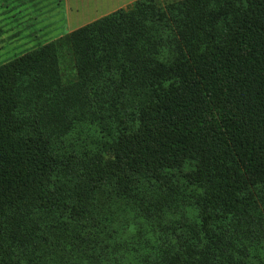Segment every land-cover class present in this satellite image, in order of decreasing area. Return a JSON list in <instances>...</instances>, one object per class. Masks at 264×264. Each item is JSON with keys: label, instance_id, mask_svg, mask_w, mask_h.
I'll return each instance as SVG.
<instances>
[{"label": "trees", "instance_id": "obj_1", "mask_svg": "<svg viewBox=\"0 0 264 264\" xmlns=\"http://www.w3.org/2000/svg\"><path fill=\"white\" fill-rule=\"evenodd\" d=\"M188 163L155 198L191 243L112 202ZM80 260L264 264V0H135L0 63V264Z\"/></svg>", "mask_w": 264, "mask_h": 264}, {"label": "rangeland", "instance_id": "obj_2", "mask_svg": "<svg viewBox=\"0 0 264 264\" xmlns=\"http://www.w3.org/2000/svg\"><path fill=\"white\" fill-rule=\"evenodd\" d=\"M133 1L135 0H27L26 10L19 12L23 14V16L13 15L10 17L11 22L9 24L11 25V29H9L8 26L5 27V33L0 36V63L29 50L36 49L40 45L51 42L73 29L92 22L119 8L125 7ZM66 8L68 9L67 11ZM11 13H13V11ZM147 97H145L146 99L144 98V101L148 100ZM128 115L129 113H112V115L107 118V129H103V140H97L98 145L116 137L119 129L123 126L120 123L121 118L127 119V124L130 123L132 119L131 114L130 116ZM59 138L65 140L72 139L73 141L71 142H76L82 138V134L72 131L66 135H60ZM82 140L84 139L82 138ZM84 143L88 145L85 140ZM190 165L191 164L188 163L183 168L174 170L172 174L167 172L159 178L161 181L158 182V184L149 182L147 183L148 188L143 186L138 187V189L134 188L127 197L133 200L114 197L112 198V202L118 206L122 203L123 207L125 206L128 210L133 209L135 205L142 211L143 209L149 211L153 217L151 226L156 231L154 234L159 237L162 236L163 239H171L172 236L167 234L169 231L168 228L173 227V225L176 227L177 222H179L181 224L180 230H176V233L186 238V243H191L192 238L189 236V233H191V229H193L192 227L197 221L196 207L189 209L188 215L187 212H182L176 208V213L174 215L166 216L167 213H165V216H160L158 210L162 209L164 212L166 210L162 205H159L160 203L157 202L155 198V196H157L159 200H161L162 195L166 196L167 193L180 192L181 189H190L185 181H183V178H179L181 175L188 172ZM151 208H154V210L151 211ZM110 209L113 210V208ZM172 210L171 208L170 211ZM176 215L178 216L176 217L177 219L173 218ZM190 215L193 217L191 218ZM74 219V226H76L74 230L75 232H80L79 229H82V226H86V223L82 221L84 220L83 218ZM186 234H188V236H186ZM133 237V239L136 240V236L133 235ZM85 241V244H92L95 242L92 238H88V240L85 239ZM71 248L70 251L75 253L74 250L76 249L74 246ZM82 263L87 264V262L80 260L79 264Z\"/></svg>", "mask_w": 264, "mask_h": 264}, {"label": "crops", "instance_id": "obj_3", "mask_svg": "<svg viewBox=\"0 0 264 264\" xmlns=\"http://www.w3.org/2000/svg\"><path fill=\"white\" fill-rule=\"evenodd\" d=\"M26 2L27 0H0V26L3 28L4 33L5 27L8 26L11 29V25L9 24L11 22L10 17L13 15L23 16L19 12L26 10ZM12 11L13 13H11Z\"/></svg>", "mask_w": 264, "mask_h": 264}]
</instances>
